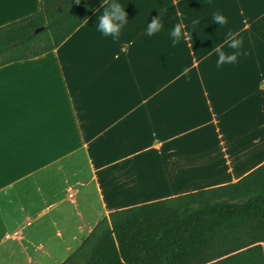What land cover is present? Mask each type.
I'll list each match as a JSON object with an SVG mask.
<instances>
[{"label": "crops", "instance_id": "crops-1", "mask_svg": "<svg viewBox=\"0 0 264 264\" xmlns=\"http://www.w3.org/2000/svg\"><path fill=\"white\" fill-rule=\"evenodd\" d=\"M112 3L115 41L97 30ZM38 9L0 0V26ZM178 23L192 39L173 46ZM229 32L241 55L217 67ZM262 162L264 0H106L56 48L0 66V264H60L110 212Z\"/></svg>", "mask_w": 264, "mask_h": 264}, {"label": "trees", "instance_id": "trees-1", "mask_svg": "<svg viewBox=\"0 0 264 264\" xmlns=\"http://www.w3.org/2000/svg\"><path fill=\"white\" fill-rule=\"evenodd\" d=\"M102 0H39L0 26V66L56 48ZM264 162L237 180L110 212L60 264H264Z\"/></svg>", "mask_w": 264, "mask_h": 264}, {"label": "clouds", "instance_id": "clouds-1", "mask_svg": "<svg viewBox=\"0 0 264 264\" xmlns=\"http://www.w3.org/2000/svg\"><path fill=\"white\" fill-rule=\"evenodd\" d=\"M76 2L79 3V0H76ZM105 2L106 0H102V6ZM126 16L127 13L125 12V9L119 3H112L109 7L104 9L103 14L99 17L97 30L104 36H111L115 41L119 38L121 29L127 23ZM213 22L223 26L226 25L228 21L223 15L214 13ZM199 23V19L192 21L193 25H197ZM162 27L163 24L160 22L158 17L153 18L148 24L147 35H154L156 32L160 31ZM184 27L185 26L180 23L174 26V29L171 32V36L173 37V46L179 43L182 34L185 40L192 39V33L188 31H183L182 33V29ZM237 35L238 34H233L231 32L228 33V46L232 49H236L237 51L229 54L223 50V45L215 47L214 51L218 55L217 67H220L225 63H235L241 55L239 50L243 46V38L241 37L237 39Z\"/></svg>", "mask_w": 264, "mask_h": 264}, {"label": "rangeland", "instance_id": "rangeland-1", "mask_svg": "<svg viewBox=\"0 0 264 264\" xmlns=\"http://www.w3.org/2000/svg\"><path fill=\"white\" fill-rule=\"evenodd\" d=\"M202 178V180H201V184H204V183H206V181L204 180V176L203 177H201ZM205 181V182H204Z\"/></svg>", "mask_w": 264, "mask_h": 264}]
</instances>
